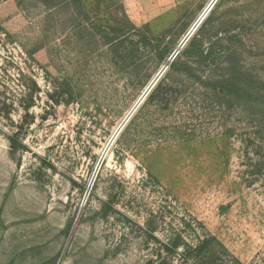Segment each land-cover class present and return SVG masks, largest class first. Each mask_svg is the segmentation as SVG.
Wrapping results in <instances>:
<instances>
[{"label": "rangeland", "instance_id": "rangeland-1", "mask_svg": "<svg viewBox=\"0 0 264 264\" xmlns=\"http://www.w3.org/2000/svg\"><path fill=\"white\" fill-rule=\"evenodd\" d=\"M105 1L86 3L150 39L134 68L0 0V264H189L182 243L210 236L223 260L264 264V100L219 104L211 66L168 73L204 24L264 81V0Z\"/></svg>", "mask_w": 264, "mask_h": 264}, {"label": "trees", "instance_id": "trees-1", "mask_svg": "<svg viewBox=\"0 0 264 264\" xmlns=\"http://www.w3.org/2000/svg\"><path fill=\"white\" fill-rule=\"evenodd\" d=\"M112 1L104 2L106 12L114 6ZM15 2L24 8L28 7L27 3H35L33 5L39 3L60 28L68 27L69 30L76 32L88 41L89 38L100 40L101 44L106 46V51L112 57L113 62L122 68H134L136 46L140 42L150 43L148 36L142 29H137L125 13L116 16L117 18L114 17L115 15L97 18L94 11L88 7L86 0H15ZM96 9L98 8L96 7ZM203 25L189 37L173 60L169 63L166 61L168 73L184 74L194 81H200L203 77L202 68L211 66L213 70L204 78L212 85L219 104L223 98L249 99L252 102L264 100V81L246 70L239 61L231 60L232 52L228 49L227 37L221 34L208 36L203 32ZM143 28L146 32H150L147 24ZM183 33L184 29L178 35ZM135 34L140 38L135 39L133 37ZM170 50L167 48L159 53V60H166ZM9 140L11 146L15 147L13 138L9 137ZM213 242L218 244L216 239L210 236L204 237L196 245L182 243L185 246L182 252L183 259L189 264H241L236 259L233 261L223 260L215 250ZM180 245L179 239H173L165 246V249L175 250ZM219 246L221 245L219 244Z\"/></svg>", "mask_w": 264, "mask_h": 264}]
</instances>
